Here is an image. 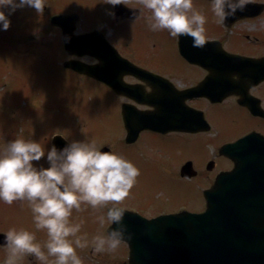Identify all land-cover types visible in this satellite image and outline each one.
Instances as JSON below:
<instances>
[{"label":"rangeland","instance_id":"obj_1","mask_svg":"<svg viewBox=\"0 0 264 264\" xmlns=\"http://www.w3.org/2000/svg\"><path fill=\"white\" fill-rule=\"evenodd\" d=\"M193 2L208 17L206 27L210 28L209 32H222L216 29L218 19L212 12L211 2ZM45 3L48 4L47 10L53 11L80 5L87 19L79 23L83 26L78 28L79 31L90 23L108 22L106 16L110 0H45ZM4 10L9 12L11 25L5 30L0 29V149L16 136L38 140L45 147L50 146V136L54 133L65 135L69 141L95 140L98 145H109L116 149L140 169L135 184L121 206L141 209L146 216L172 212L187 205L190 210L202 209V181L181 177L179 164L186 158H193L201 166L206 152L214 148L212 143L229 140L249 126L250 118L227 101L208 110L217 130L215 137L144 132L132 146H125L121 143L122 139H118L124 129L116 97L98 83L82 80L74 72L61 67L59 60L62 62L67 54L62 52L61 56V44L55 39L60 38L57 29H52L49 23L27 28L28 23L38 24L35 17L41 16V11L30 6L17 8L14 12L8 8ZM246 25L243 24V27ZM14 29L16 34L9 36L7 30ZM115 32L128 46L141 50L152 48L149 51L153 55L151 60L165 67L170 65L174 78L183 79L180 71L188 65L176 50V38L171 37L167 30L154 31L141 23H123L116 26ZM152 36L155 46L147 45L148 37ZM50 37L53 38L49 41ZM35 163L48 165L46 158ZM101 211H106V206L93 208L90 204L82 203L81 209H73L70 219L81 224L78 234L85 235L89 241L86 247L77 249L79 255L85 264H129L123 262L127 252L122 243L116 249L100 253L94 252L90 246L92 237L97 232L107 230L109 225L107 222L101 225L97 220ZM13 226L33 231L41 243L47 239L46 229L36 228L27 201L15 200L9 204L0 200V230L6 231ZM4 250L8 254L6 248ZM24 260L30 264L37 259L32 254H26L18 264Z\"/></svg>","mask_w":264,"mask_h":264},{"label":"clouds","instance_id":"obj_2","mask_svg":"<svg viewBox=\"0 0 264 264\" xmlns=\"http://www.w3.org/2000/svg\"><path fill=\"white\" fill-rule=\"evenodd\" d=\"M121 0H110L118 4ZM250 0H211V9L219 22L243 10ZM151 10L147 18L152 30H167L171 37L191 36L194 46L207 42L206 14L194 6L193 0H143ZM45 0H0V28L11 25L8 8L14 12L25 6L43 11ZM46 158L48 165L37 164ZM140 169L123 154L103 150L95 140H71L63 147H45L38 140L16 136L0 149V200L11 204L27 201L35 226L46 229L43 243L27 228L10 227L4 233L7 256L4 264H18L32 254L41 264H85L77 249L89 244L80 235L81 224L70 218L82 203L104 208L96 217L109 227L97 232L91 240L96 253L116 249L133 233L128 231L121 202L128 196ZM115 225V227H112ZM52 257L53 259H50Z\"/></svg>","mask_w":264,"mask_h":264},{"label":"flooded vegetation","instance_id":"obj_3","mask_svg":"<svg viewBox=\"0 0 264 264\" xmlns=\"http://www.w3.org/2000/svg\"><path fill=\"white\" fill-rule=\"evenodd\" d=\"M123 1L126 3H109L110 6L106 16L108 22H101L99 24L90 23V27L87 30H100L124 58L147 71L163 76L168 81L152 79L147 75H145L147 78H143L140 74L130 72V64L126 61L123 63L120 59L113 57L117 63H113L111 67H115L117 69L111 71V69L108 68L107 71L104 72V75L112 81L120 79L133 85L129 89V92L117 94L109 86V84L96 79L94 76H85L78 74L71 69L68 70L74 72L78 76H82L103 86L116 97L120 106L132 103L139 109L143 110H150L153 109V107L148 106L142 101L147 99L150 100L154 96L159 97L160 94H167V92L170 95V102H173L172 100L181 101L183 97L175 96L177 93L175 88L182 90L195 86L199 82L205 80L208 76H213V85L226 81V77L233 78V80L243 88L244 85L248 83L244 90L247 94L244 98L248 102H241V96L237 94L229 95L226 98L217 101H212L205 95L190 96L184 100L186 104L204 112V118L209 124V129L200 130L198 132L173 130L166 133L145 130L142 131V133L152 132L159 135H167L171 133L203 134L211 137L212 135H216L215 132L217 130L215 126H213V122L210 118V112L208 110L213 107L217 108V106L222 105L224 102L231 101L235 108L242 111L248 118H250L249 126L245 129H241L238 134L231 137L229 140L221 142L217 141V143L211 142L214 145V148L211 151L206 152V157L204 158L201 166L197 165V162L193 158H186L183 160L178 167L179 174L181 175L182 173L183 165L188 160H192L198 173L190 179H199L204 184H207L206 187H208L209 185H212L219 172L233 169L236 166L242 167L240 164L247 158L249 163L247 167L249 179L256 183H264V79H260L255 82L249 80L251 78H256L257 75L255 73L259 71L263 65H253L252 67H249L248 70H241L245 71L244 75L241 77V75L237 73L239 71L237 66L230 68L225 65L227 64V61L219 51L226 50L230 53L253 58L264 57V0H250L251 3H249V7H245L243 10L238 9L233 18L231 17L223 22L218 21L216 29L219 31L221 30L222 32L211 33L209 32L210 28L206 27L208 37L207 40L213 42L207 41L203 47L194 46L191 36H185L183 40L180 37L176 38V50L188 65L180 71L183 73L182 80L174 78L170 71V65L165 67L151 60L150 57L153 55L149 51H152V48L147 47L144 50H141L137 47L128 46L124 42L125 40L121 39V36L116 34L115 29L118 24L141 23L144 24V26H150L147 18L151 15V10L147 9L143 2L137 1L132 3L127 2L126 0ZM206 1L211 2V0ZM45 7V9L41 11V16L38 15V22L40 23H46L51 19L52 15L55 14L52 10H47V3L45 4ZM71 11L78 12L81 20L87 19L84 14V9L77 4L72 5L69 10H62L58 13ZM243 24H247L245 28L243 27ZM58 29L60 30V28ZM234 35L236 36L234 37ZM181 41L187 53L194 54L192 56L190 55V57H198L197 60L187 58L181 53L179 46ZM147 45H156L153 36L148 37ZM84 59L92 64H95L98 61L96 57L89 55L85 56ZM209 68L214 69L216 73H211ZM159 86L161 87L159 88ZM136 87H138V89H136ZM120 115L123 121V113L121 112ZM170 116H175V114H170ZM122 123L124 124V122ZM234 125L236 126L237 124L234 123ZM123 129L125 134H127L125 125ZM248 134H251L252 136L250 138L248 137L247 140L245 139L241 144L233 147L231 151L233 155L232 157L220 153V148L224 144L236 142ZM134 142L128 144L126 140L123 141L125 146H132ZM190 172L184 173L187 175ZM252 197L264 198V191L253 192ZM27 262L28 261L24 260L22 264H27ZM30 264H41V262L36 260L31 261Z\"/></svg>","mask_w":264,"mask_h":264},{"label":"water","instance_id":"obj_4","mask_svg":"<svg viewBox=\"0 0 264 264\" xmlns=\"http://www.w3.org/2000/svg\"><path fill=\"white\" fill-rule=\"evenodd\" d=\"M78 17L75 14L59 15L53 18L55 24L63 27L65 47L78 54L94 53L101 63L88 65L79 60L65 62L66 66L80 72L91 73L93 68L102 69L111 46L101 38L95 39L94 33L75 35L73 30ZM253 60L236 55H229L228 62L236 65H248ZM264 76V73L262 74ZM208 89L205 84L193 90ZM234 87L223 86L224 94ZM161 104L165 105L164 107ZM167 103H157V109L150 116L130 109L126 114L127 124L154 120L155 125L169 120ZM191 113H194L191 111ZM136 127L129 128V134H137ZM68 142L56 135L53 144L63 147ZM103 150H108L104 148ZM190 168V163L187 166ZM234 172H224L218 177L217 186L207 194L208 207L203 213L181 211L146 219L125 212L124 219H129L128 231L133 233L130 244L129 261L132 264H264V230L250 226L248 214L245 215L235 202L237 199L226 196L223 200L214 198L213 192H234L232 176ZM222 189H221V186ZM220 186V187H219ZM219 187V188H218ZM112 227H115L113 225ZM3 234H0V240ZM2 241V240H1Z\"/></svg>","mask_w":264,"mask_h":264}]
</instances>
